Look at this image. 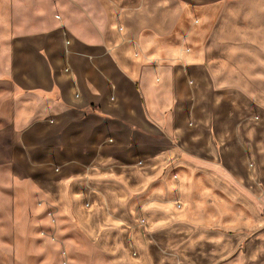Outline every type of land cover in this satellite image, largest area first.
Wrapping results in <instances>:
<instances>
[{
	"label": "crops",
	"instance_id": "crops-1",
	"mask_svg": "<svg viewBox=\"0 0 264 264\" xmlns=\"http://www.w3.org/2000/svg\"><path fill=\"white\" fill-rule=\"evenodd\" d=\"M14 4L0 149L32 211L90 260L264 264V0Z\"/></svg>",
	"mask_w": 264,
	"mask_h": 264
},
{
	"label": "rangeland",
	"instance_id": "rangeland-1",
	"mask_svg": "<svg viewBox=\"0 0 264 264\" xmlns=\"http://www.w3.org/2000/svg\"><path fill=\"white\" fill-rule=\"evenodd\" d=\"M13 4L7 17H12L13 25L23 24V0H13ZM60 14L62 21L63 12ZM6 161L0 149V264H108L99 258L90 260L88 246H68L78 233L54 209L32 211L36 200L29 186L13 182V172ZM16 172L23 177V171Z\"/></svg>",
	"mask_w": 264,
	"mask_h": 264
},
{
	"label": "bare ground",
	"instance_id": "bare-ground-1",
	"mask_svg": "<svg viewBox=\"0 0 264 264\" xmlns=\"http://www.w3.org/2000/svg\"><path fill=\"white\" fill-rule=\"evenodd\" d=\"M16 25V24H15ZM193 203V202H192ZM255 208V207H254ZM217 209H219V208H217Z\"/></svg>",
	"mask_w": 264,
	"mask_h": 264
}]
</instances>
